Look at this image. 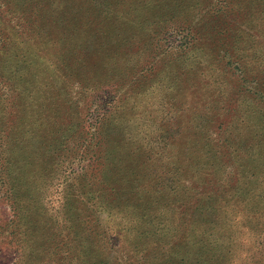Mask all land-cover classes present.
I'll list each match as a JSON object with an SVG mask.
<instances>
[{
	"label": "rangeland",
	"instance_id": "rangeland-1",
	"mask_svg": "<svg viewBox=\"0 0 264 264\" xmlns=\"http://www.w3.org/2000/svg\"><path fill=\"white\" fill-rule=\"evenodd\" d=\"M88 3L51 0L60 32L20 38L7 52L12 60L6 79L15 87L6 91L0 73V264H152L162 253L159 245L141 251L120 246L112 236L116 224L150 222V212L124 204L120 195L115 201L111 196L114 204H98L100 163L124 182L130 163L144 160L125 154L137 146L146 153L152 141L155 147L166 136V158L156 174H186L194 158L206 155L204 141L220 144L230 124L242 138L264 134L258 112L264 104L248 97L249 88L258 89L264 79V59L255 51L264 52V0H94L91 15ZM172 4L175 9H167ZM106 6L113 10L108 19L101 17ZM16 48L27 50L24 58L16 57ZM81 65L93 66V74L74 69ZM53 76L67 83L69 94L51 91ZM80 79L102 89L113 86L118 109L103 117L110 109L104 108V94L78 93ZM231 98L234 103H226ZM211 102H219L215 111ZM208 115L225 126L221 133L209 128ZM119 123L124 127L119 125L118 135ZM259 140L251 150L239 145L241 154L224 159L213 175L215 185L190 192L184 201L158 190L163 178L147 179L134 197L169 208L152 232L146 226L148 232L129 233L162 239L170 253L175 245L184 248L185 257L201 252L203 258L187 257L186 264H264V137ZM185 184L194 188L195 178Z\"/></svg>",
	"mask_w": 264,
	"mask_h": 264
},
{
	"label": "trees",
	"instance_id": "trees-1",
	"mask_svg": "<svg viewBox=\"0 0 264 264\" xmlns=\"http://www.w3.org/2000/svg\"><path fill=\"white\" fill-rule=\"evenodd\" d=\"M50 1L51 0H1L0 1V14L4 13L5 15L2 17L4 18L3 20H1L0 18V58L3 62V66H0V73H1L2 80L4 81V83H6L5 80L7 82L11 81L10 79H6V76L9 73H11L10 67H11V60H12V56L7 58V52L9 50L13 51L14 48L12 47H15L22 43V40L20 38L25 39V37H27L29 41H32L36 37L38 38L41 36H47V38L51 37L53 31L60 32L61 29L57 27L54 21V18L52 17L51 12L49 10ZM72 1H75V0H72ZM93 1L94 0H89L88 4H89L90 10H85L88 15L92 14L89 12H94L93 10L95 8H94ZM175 6L176 4H172V6L171 7L169 6L167 9H175L174 8ZM104 9H105V15L103 13L101 17L103 18L105 17L104 19H108L109 16L113 13V10H111L109 6H106ZM260 10H262V8ZM8 12L12 13L14 16L12 17L10 15H7ZM63 12H69V11H67V8H66V10ZM79 15L80 14H78V16ZM57 19H61V18H57ZM62 21H63V18H62ZM49 25L52 27L50 28ZM188 27L189 26H187V28ZM213 37H216V36H213ZM212 42H214V40H212ZM39 43H41V41H39ZM16 49H17L16 52H19L16 55V57L20 55L21 53V57L24 58L25 57L24 55L27 53V50H23L22 48H16ZM76 50H77L76 48H73V50L71 51V54L75 55ZM79 50L83 52L84 48H79ZM255 51L259 53V55L257 56L258 58L264 59L263 51L262 52L261 50H255ZM103 52L105 54L106 52L108 53V51H103ZM43 53L44 52H42L41 54L43 55ZM60 57H63V54L62 56L61 54H59V58ZM27 61L29 60H26V62ZM20 63L25 65V61L20 62ZM227 64L229 63L227 62ZM16 67H18V65ZM77 68L78 69L82 68V70L86 69L91 74H93V70H94V67L92 66L90 68L89 65H81L79 67H75L74 69H77ZM89 68L91 70H89ZM24 69L25 70L27 69L26 65ZM83 72L86 73L87 71L86 72L83 71ZM138 74H143L142 68L138 70ZM59 75H61V73H59ZM87 78L88 76H85L83 79H87ZM111 78H112L111 76H107L104 79L103 83L104 82H106V84L110 83L112 80ZM253 79L255 80L256 78H253ZM88 81L89 80H85V81L81 79L79 80L78 86L80 87V90L78 91V93H80V91H83L85 92L84 94H86L87 97L99 96L100 92L104 94L103 95V99L105 101L104 108L110 107V109L109 111L104 112L103 117H105L106 114L110 115L112 111L114 112V109H118V106L113 102V98L115 97V94H116V91H114L112 88L113 86L109 87L108 89H102L101 88L102 84L95 85L94 87L93 83H89ZM261 81H262V84L256 85L258 89L255 88V90H253L252 88H249V91H251V94H249L248 97L252 99L253 102H256L260 99L264 104V79H262ZM66 84H67L66 82L60 79V76H56L55 78L53 76L52 82H51V86H52L51 91H55L59 89V90L66 91L69 94V91H67L69 89L65 86ZM75 85L76 83L74 82L72 87ZM14 87H15L14 84L11 85V83L8 82V84L6 85V89H7L6 91H9V93H12L14 92L13 91ZM139 87H141V85H139ZM94 90H97V93H95L94 95H91L92 92H94ZM208 97L209 95L206 96V98ZM80 99H83V98L81 97ZM126 100L127 98L125 97V102ZM244 100H247V99H244ZM80 102L82 103L81 100ZM232 102H233L232 98L226 101V103H232ZM212 105L213 107L210 108L209 110L215 111V109L218 108L217 105H219V102H213ZM92 108H93V104L91 108H87V109L91 110ZM258 112L264 118V111L259 110ZM76 115H80V113L77 112ZM174 115L176 114L174 113ZM206 118L211 125L209 128H215L214 129L215 131H218L221 133L222 129L225 126L223 127L222 123H219V120L214 119L209 115L206 116ZM196 120H198L197 116H196ZM119 125L121 127H124L122 123L118 124V127L116 128L118 135L122 133V130L119 129ZM124 125H126V123H124ZM195 128H197V126H195ZM233 129H234V125H231V124L229 125L228 128H224L223 135H225V137L223 138L222 141H220L221 142L220 144L214 143L212 140L204 141L205 143L203 144L206 145L207 147V149L204 150L206 155L198 159L194 158L191 171L186 174L180 173V170L175 171L170 174H164V175L156 174L158 172V169L161 167L160 162H162L163 158H166L164 154H165V150L167 149V146L169 145L168 139L165 140L166 136H163L164 137L163 140H161L159 136V141L156 142L155 140L156 135H153L157 146L153 147L154 141H152L146 153L145 151H140V147L137 146V149L135 151L128 152L127 154H125L126 158L131 161L135 160V158H138L139 156H143L144 160H141V158H138L137 162L134 161L130 163V168L128 169V171L123 173L125 174L124 177L126 179V181L124 182H121L123 178H116L114 173L110 174L111 170H109L108 168L110 167L109 165L105 163H100L99 169H98L99 176L97 179V186H96L97 190H95L94 192L97 194L96 200L98 201V204H112V203L114 204V201L120 195L119 197H121V199L124 200V204H135V209H139L140 213L150 212V222H144L141 220V218H139V221L136 222L135 225H128L127 228L124 226H121L120 224H116L118 230L117 229L113 230L111 233H112V236L120 239V241H118V244L120 246L122 247L127 246V245L130 247L133 246L134 249H137L138 247H140L142 251L146 249L147 245H149L150 243H155L156 245H159L160 251H162V253H158L156 259L152 260V264H186V261L188 259L187 257L189 258L192 257L194 260H198V261L201 258H203L201 252L197 256L188 255L189 253L187 252V256L185 257L184 253L186 249L178 248L176 245L172 247V253H170L169 248H165L164 245H161L162 239H156L154 236H151V237L142 236L143 233L141 234L138 233V235L130 234L129 233L130 230H136L138 232L139 231L148 232L146 231L147 229L146 226H149L148 227L149 232H152L151 228L156 226L155 222H162V215L164 212H166L164 207L166 206L167 208H169V204H160L159 200H149V198L134 197V196L138 195L137 193L139 192L140 188L143 187L145 181L153 176L157 177L158 181H160L163 178L162 180L163 183H161L162 181H160V184L158 183V187H159L158 190L161 192H165V195L167 196L166 198L176 197V199H182V201H184L185 197L188 196L190 192L198 191L197 189L201 187L205 188L207 186L215 185L214 180H212L215 177L213 175H215L216 173H220L221 168L223 169L224 159H226L227 157H230L231 159L233 158L235 159L237 158V156L241 154L242 149L239 148V145L244 146L245 147L244 150H251L253 149L251 148L253 147L251 145H255V143H259L263 141V140H259L260 138L264 137V134L262 133L254 134L250 138L249 136H247L246 138H242L241 136H238L237 134L235 135V132L233 131ZM203 132L205 133V131ZM251 133H254V132L251 131ZM237 136L239 138H237ZM71 141L72 140H70V142ZM123 141L126 142V140H123ZM128 142L130 141L128 140ZM133 143H135V141ZM136 144H139V143H136ZM192 144H197V141ZM192 146L194 147V145ZM72 147L74 148L76 146H72ZM103 149L105 151L106 144H104L101 147V153L99 154L100 157L97 158L98 160L102 159L101 154H102ZM67 150L68 151L72 150L69 147V145H68ZM156 154L159 156V158H155L154 156H149V155H156ZM103 162H105V160ZM175 163H179V162L178 161L171 162V165L175 167L174 166ZM180 165L181 164L177 166L181 167ZM255 174L257 173H253L249 175V177L252 178L255 176ZM193 178H195L196 184H192L194 188L188 189L185 183H187L188 179H193ZM152 180L155 182V178H152ZM165 183H167V187ZM144 191H145L144 193H148L151 190L144 189ZM237 192H239V189H237ZM112 195L114 196V201L111 199ZM210 198L211 196L208 195L207 199H210ZM200 202L203 203L204 200L201 199L199 203ZM122 233H126L127 238L123 236ZM231 235L233 236V234ZM101 244L97 246V249L100 252H102L103 248L106 247V245L104 244L101 245ZM112 245H113V242H112ZM167 245L168 244H166V246ZM103 254H101V259H103L102 257Z\"/></svg>",
	"mask_w": 264,
	"mask_h": 264
}]
</instances>
